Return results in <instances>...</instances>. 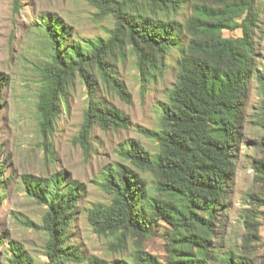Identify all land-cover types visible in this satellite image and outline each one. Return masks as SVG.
Wrapping results in <instances>:
<instances>
[{
    "label": "rangeland",
    "instance_id": "374dc122",
    "mask_svg": "<svg viewBox=\"0 0 264 264\" xmlns=\"http://www.w3.org/2000/svg\"><path fill=\"white\" fill-rule=\"evenodd\" d=\"M223 2L181 0L176 11L171 10L166 16L159 14L157 20L174 22L182 33L176 46L167 49L156 66L149 65L145 74L138 69V59L129 46L108 58L114 76L130 95L129 102L104 83L96 70H89L96 78V100L127 117L128 127L104 130L94 125L86 154L75 142L90 102L88 88L79 77L69 85L67 108H61L53 127L45 132L39 126L37 104L44 65L50 56L44 18L56 16L67 27V47L83 55L90 54L93 44L108 40L114 20L99 17L89 0H0V264H12L14 249L23 250L31 264L49 262L45 253L48 236L42 223L46 208L24 192L21 177L49 178L57 173L65 174L68 181L76 182L82 189L64 245L83 262L70 257L56 264H87L93 257L107 264H135L138 251L156 264H172L180 257L196 258V251L192 253L186 247L172 250L173 229L162 221L152 220L144 237L127 234L118 241L115 235L95 233L87 215L93 205L111 203L112 196L99 184L103 171L117 164L134 170L152 197L170 201L156 191L158 177L122 161L119 151L138 141L153 157L157 156L158 144L141 130L158 132L162 128L163 107L176 85L180 47L191 38L186 24L197 17V8L218 10ZM255 11V70L245 83L240 124L234 131L235 141L230 143L234 171L211 226L212 256L206 264H224L223 259L231 255L242 263L264 264V85L257 78L264 71V0H256ZM240 22L241 19L219 21L217 31L223 38H239L242 32L235 26ZM217 121L211 125L212 135L228 141L224 118ZM258 163L263 165L261 172L254 168ZM246 221L257 222L256 231L246 228Z\"/></svg>",
    "mask_w": 264,
    "mask_h": 264
},
{
    "label": "trees",
    "instance_id": "16d2710c",
    "mask_svg": "<svg viewBox=\"0 0 264 264\" xmlns=\"http://www.w3.org/2000/svg\"><path fill=\"white\" fill-rule=\"evenodd\" d=\"M223 1L222 9L197 8V17L186 24L185 30L191 38L186 46L180 47L176 85L163 107L162 128L158 132L141 130L146 138L158 144L157 156L153 157L138 141L119 151L122 161L158 177L156 191L170 201L152 197L134 170L117 164L103 171L99 184L112 196L111 203L95 204L87 215L95 233L115 235L118 241H123L127 234L146 236L152 220L164 222L173 229L170 237L175 242L173 251L175 247L196 251V258L180 257L172 264H206L211 260V226L221 206L225 185L234 171L230 143L235 141L234 131L240 124L245 83L255 70L252 33L257 19L256 0ZM89 2L99 11V17L114 20L110 37L93 44L90 54L83 55L67 47V27L56 16L44 18L50 56L44 65L37 104L39 126L47 132L61 108H67V90L74 78L77 76L86 84L90 102L75 139L86 154L94 125L104 130L128 127L127 117L96 100V78L89 70H96L104 83L129 102L130 95L114 76L108 58L129 46L138 59V69L145 74L149 65L156 66L162 54L176 46V39L182 33L174 22L156 19L161 13L166 16L169 11H176L181 0ZM236 19H241L235 27L241 30L242 36L223 38L217 31V22ZM192 33L198 36L193 37ZM257 78L264 85V71ZM223 118L228 141L217 139L211 133V125L218 119L222 122ZM262 166L258 163L254 168L261 172ZM21 182L24 192L46 208L42 222L48 236L45 253L49 262L46 264L70 260V257L83 262L75 251L64 245L81 187L68 181L63 173L49 178L23 175ZM245 226L256 231L258 223L246 221ZM13 254L12 264H31L23 250L14 249ZM87 261V264H107L95 257ZM134 263L156 264L141 251L136 252ZM222 263L246 264L235 260L233 255Z\"/></svg>",
    "mask_w": 264,
    "mask_h": 264
}]
</instances>
